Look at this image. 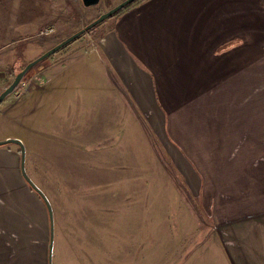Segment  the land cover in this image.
I'll list each match as a JSON object with an SVG mask.
<instances>
[{"label":"crops","instance_id":"crops-1","mask_svg":"<svg viewBox=\"0 0 264 264\" xmlns=\"http://www.w3.org/2000/svg\"><path fill=\"white\" fill-rule=\"evenodd\" d=\"M114 17L95 48L21 85L23 107L39 99L48 114H66L50 136L67 149L79 141L125 149L140 139L150 159L161 151L178 168L195 198L208 182H226L229 256L264 264V0H142ZM68 114L112 122L91 142ZM9 138L24 141L0 134Z\"/></svg>","mask_w":264,"mask_h":264},{"label":"rangeland","instance_id":"rangeland-1","mask_svg":"<svg viewBox=\"0 0 264 264\" xmlns=\"http://www.w3.org/2000/svg\"><path fill=\"white\" fill-rule=\"evenodd\" d=\"M123 1L101 0L87 8L82 0H0V67L8 77L0 91L30 60ZM115 18L39 63L21 85L34 86L49 66L95 48ZM49 29L54 31L40 34ZM26 97L19 88L0 105V134L24 138L27 175L51 203L53 264H250L240 262L234 252L235 260L229 256V184L208 182L202 198H195L178 168L161 151L150 159L140 139L138 147L125 149L105 144L109 150L101 151L103 145L90 141H79L74 150L64 148L50 132L55 116L60 128L66 114H48L39 99L23 107ZM68 115L77 117L91 140L101 122H112L98 114ZM223 143L229 145V138ZM0 150L21 158L16 144ZM15 158L0 153V264H48L49 212ZM210 168L217 176V168ZM213 186L220 190L214 192Z\"/></svg>","mask_w":264,"mask_h":264},{"label":"water","instance_id":"water-1","mask_svg":"<svg viewBox=\"0 0 264 264\" xmlns=\"http://www.w3.org/2000/svg\"><path fill=\"white\" fill-rule=\"evenodd\" d=\"M137 0H125L116 7L112 8L110 11L102 14L99 16L95 21L88 24L85 28L78 31L77 33L71 35L64 41L60 42L47 52H45L43 55L35 59L34 61L30 62L21 72H19L12 83L0 93V105L6 100L7 97L14 94L21 86V83L27 73L33 69L35 66H37L42 61L48 59L49 57L55 55L57 52H59L61 49L72 43L73 41L77 40L79 37L83 36L85 33L89 32L96 26L100 25L101 23L105 22L109 18L113 17L116 13L127 7L128 5L134 3ZM101 0H82V3L85 7L91 8V7H97L100 5ZM9 144H16L20 147L21 152V173L25 181L28 183L30 188L35 191L44 201L48 212H49V218H50V245H49V263L53 264V252H54V241H55V221H54V211L51 206V203L49 199L46 197V195L32 182V180L28 177L26 172V152H25V146L24 143L16 138H9L6 141H1L0 146L9 145Z\"/></svg>","mask_w":264,"mask_h":264},{"label":"built area","instance_id":"built-area-1","mask_svg":"<svg viewBox=\"0 0 264 264\" xmlns=\"http://www.w3.org/2000/svg\"><path fill=\"white\" fill-rule=\"evenodd\" d=\"M54 30L53 29H49V30H46L45 32H42L41 35H44L45 33L46 34H49V33H52ZM7 74L6 72L0 67V84L4 83L7 81Z\"/></svg>","mask_w":264,"mask_h":264},{"label":"trees","instance_id":"trees-1","mask_svg":"<svg viewBox=\"0 0 264 264\" xmlns=\"http://www.w3.org/2000/svg\"><path fill=\"white\" fill-rule=\"evenodd\" d=\"M141 1H142V0H137V1H135L134 3L128 5L127 7H125L124 9H122L121 11H119L118 13H116L114 16L119 15V14L122 13L123 11H125V10L129 9L130 7H132V6H134V5L138 4V3H140ZM114 16H113V17H114ZM20 72H21V71H20Z\"/></svg>","mask_w":264,"mask_h":264},{"label":"flooded vegetation","instance_id":"flooded-vegetation-1","mask_svg":"<svg viewBox=\"0 0 264 264\" xmlns=\"http://www.w3.org/2000/svg\"><path fill=\"white\" fill-rule=\"evenodd\" d=\"M10 84H11V83H10ZM10 84H9V85H10ZM9 85H8V86H9Z\"/></svg>","mask_w":264,"mask_h":264}]
</instances>
